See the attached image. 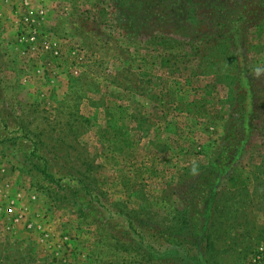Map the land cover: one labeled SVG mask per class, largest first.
Here are the masks:
<instances>
[{"label": "rangeland", "instance_id": "1", "mask_svg": "<svg viewBox=\"0 0 264 264\" xmlns=\"http://www.w3.org/2000/svg\"><path fill=\"white\" fill-rule=\"evenodd\" d=\"M54 13L0 29V264H264V0Z\"/></svg>", "mask_w": 264, "mask_h": 264}, {"label": "crops", "instance_id": "2", "mask_svg": "<svg viewBox=\"0 0 264 264\" xmlns=\"http://www.w3.org/2000/svg\"><path fill=\"white\" fill-rule=\"evenodd\" d=\"M9 1L10 0H0V29L1 31H5L6 36V33L10 28L12 29L10 31V33L12 34L11 36H15L17 32L18 22L15 19V16L13 14V8L12 5H10ZM15 2L19 3V0H16ZM69 2L70 0H28L29 8L32 11H36L37 9H40L42 7H44V9L48 11L46 14V18L43 22V27L45 29L44 32H47L49 30L51 32V30L54 29V25L56 24V19H54V17L57 15V13H54V11L57 10L58 12H61V9L66 8V4L69 5ZM74 8L80 9L81 6H76L75 4ZM61 30L64 31V33H62L60 36L65 37L66 30L63 28ZM47 33V36L49 37V32Z\"/></svg>", "mask_w": 264, "mask_h": 264}, {"label": "trees", "instance_id": "3", "mask_svg": "<svg viewBox=\"0 0 264 264\" xmlns=\"http://www.w3.org/2000/svg\"><path fill=\"white\" fill-rule=\"evenodd\" d=\"M216 164H219L216 162ZM216 169V171L218 172V169L216 167H214ZM211 175V174H210ZM209 173L206 174V176L204 177V179L202 181H199V183L203 184L204 186H207L211 183L212 178H208ZM214 176V175H212ZM194 187V184H192L191 188ZM209 193L212 195L211 193V188H209ZM215 196L212 195L209 196L208 198H203L202 200H205V203L208 204L210 202V200H212ZM192 208H195V205H192ZM193 213L194 210L189 212L187 211L188 217L184 219V223H183V228H182V237L178 240L177 244H175L174 242H168L171 246V252H173L174 250H176L177 248H186L184 245L185 244H190L189 246H195V247H201L205 250H209L212 246V240L211 237L209 235V231L207 230L208 226L212 223V221L209 223L210 217L209 216H202V220L200 219V225L198 226V224H195V219H193ZM211 242V243H210ZM177 246V247H175ZM187 249V248H186Z\"/></svg>", "mask_w": 264, "mask_h": 264}, {"label": "built area", "instance_id": "4", "mask_svg": "<svg viewBox=\"0 0 264 264\" xmlns=\"http://www.w3.org/2000/svg\"><path fill=\"white\" fill-rule=\"evenodd\" d=\"M24 6V12L23 15L20 19V23L18 22V24H20L21 27V39L22 40H26L29 43H34L38 40V34L36 32V24L38 22V20H44L45 19V11L41 10V11H32L29 8V3L27 0L24 1L23 3ZM47 36V35H46ZM43 42V48L47 51L51 50V41L49 39V37H45V39L42 41ZM9 214L13 213L12 209L8 210Z\"/></svg>", "mask_w": 264, "mask_h": 264}]
</instances>
